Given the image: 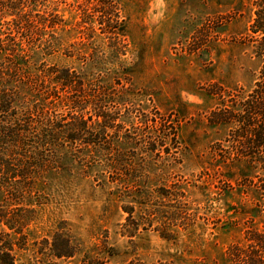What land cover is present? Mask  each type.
Masks as SVG:
<instances>
[{"label": "rangeland", "instance_id": "1", "mask_svg": "<svg viewBox=\"0 0 264 264\" xmlns=\"http://www.w3.org/2000/svg\"><path fill=\"white\" fill-rule=\"evenodd\" d=\"M93 1L61 2L57 50L33 57L84 79L69 93L89 130L28 193L16 264H233L264 231V118L256 138L235 120L264 63L257 0ZM58 105L64 122L79 114ZM55 234L71 255L51 249Z\"/></svg>", "mask_w": 264, "mask_h": 264}, {"label": "trees", "instance_id": "2", "mask_svg": "<svg viewBox=\"0 0 264 264\" xmlns=\"http://www.w3.org/2000/svg\"><path fill=\"white\" fill-rule=\"evenodd\" d=\"M65 1L0 0V264H16L19 252L27 248V228L35 219L27 196L45 167L55 163L50 159L56 156V147L89 130L85 102L69 93L84 91V79L68 67L33 61L38 51L49 55L57 50L56 34L64 19L56 7ZM255 4L251 29L258 33L255 48L264 58V0ZM93 5L102 9L108 2L94 0ZM61 90L64 92L58 94ZM61 99L79 113L69 115L67 122L62 116L68 111L57 115ZM214 117L222 119L220 111H213ZM91 118L92 113L88 120ZM259 118H264V63L261 79L235 120L256 138L261 134ZM241 137L248 140L247 135ZM49 149L52 153L46 157ZM57 236L51 249L60 256L71 255L68 241L61 244ZM247 238V247L232 249L233 264H264V231L250 232Z\"/></svg>", "mask_w": 264, "mask_h": 264}]
</instances>
